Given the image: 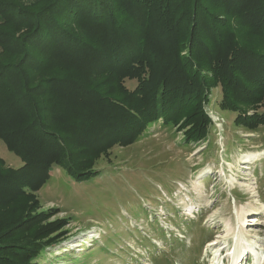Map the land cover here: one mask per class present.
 <instances>
[{
	"label": "trees",
	"instance_id": "1",
	"mask_svg": "<svg viewBox=\"0 0 264 264\" xmlns=\"http://www.w3.org/2000/svg\"><path fill=\"white\" fill-rule=\"evenodd\" d=\"M108 1L0 0V139L21 160L0 156V264L66 234L67 218L33 211L53 165L87 181L159 119L200 144L215 87L236 125L264 127V0Z\"/></svg>",
	"mask_w": 264,
	"mask_h": 264
},
{
	"label": "rangeland",
	"instance_id": "2",
	"mask_svg": "<svg viewBox=\"0 0 264 264\" xmlns=\"http://www.w3.org/2000/svg\"><path fill=\"white\" fill-rule=\"evenodd\" d=\"M220 96L211 90L212 126L200 144L159 119L100 155L99 174L87 181L53 165L33 192V211L50 212L41 225L67 218V232L33 264H264V127L236 125ZM0 156L21 165L1 139Z\"/></svg>",
	"mask_w": 264,
	"mask_h": 264
}]
</instances>
